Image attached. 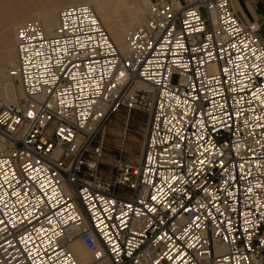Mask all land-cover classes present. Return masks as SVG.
Masks as SVG:
<instances>
[{
    "label": "built area",
    "instance_id": "obj_1",
    "mask_svg": "<svg viewBox=\"0 0 264 264\" xmlns=\"http://www.w3.org/2000/svg\"><path fill=\"white\" fill-rule=\"evenodd\" d=\"M143 15L124 53L87 2L61 8L52 33L39 18L17 27L0 264H80L76 240L87 264H264L259 25L232 0H152ZM123 106L148 116L143 150L105 182L97 138Z\"/></svg>",
    "mask_w": 264,
    "mask_h": 264
},
{
    "label": "bare ground",
    "instance_id": "obj_2",
    "mask_svg": "<svg viewBox=\"0 0 264 264\" xmlns=\"http://www.w3.org/2000/svg\"><path fill=\"white\" fill-rule=\"evenodd\" d=\"M2 1H10V0H2ZM23 1L24 4L23 6H21L22 7L21 10L18 11L20 12L19 15L21 14L22 17H27V16L30 17L34 12L37 11L35 14H33V16L35 18L41 19L45 28L50 33L53 32V29L56 27L58 23V19H59L58 16L61 8L81 2H87L92 4L101 22L109 32L112 40L117 45L119 50L122 53H124L127 50L126 36L128 30L136 22H138L143 18L144 7L150 4L151 0H23ZM174 2L178 7L182 5L179 0H174ZM16 13L17 12H15V14ZM12 17L15 18L17 16L16 15L11 16L10 14L0 16V24L9 22L10 19H12ZM10 40L12 41L13 45L12 48H10L12 52L10 51L11 54L9 53L10 58L8 60V65L6 67L0 68V99L6 102H16L20 98L24 97L21 83L19 82L18 84L19 94H20L19 97V94L17 92L18 89L15 83L13 82V79L11 77L6 79L4 74V69L8 68L9 69L8 71H10V75H13L12 77H16L17 80L19 79V76L15 71V67L18 59L17 47H16V43H17L16 30L15 32L13 31V33L11 34ZM10 40L7 38V41ZM11 41L7 43H11ZM137 86H140L142 88L147 87V85L143 82H138ZM224 248L225 246H221L219 248V251L224 250ZM73 250L78 260L80 261V264H87L88 262L91 261V256L89 251L80 241L76 240L73 243Z\"/></svg>",
    "mask_w": 264,
    "mask_h": 264
},
{
    "label": "rangeland",
    "instance_id": "obj_3",
    "mask_svg": "<svg viewBox=\"0 0 264 264\" xmlns=\"http://www.w3.org/2000/svg\"><path fill=\"white\" fill-rule=\"evenodd\" d=\"M183 3L184 2L182 1L181 4ZM23 4V0H20V2L19 0L18 2L17 0L0 1V16L8 14H10L11 16H17L15 18L12 17L9 22L0 24V68L6 67L8 65V60L11 54L10 51L12 52L10 48H12L13 45L12 41L10 40L11 34L13 33V31L15 32L16 28L21 23L34 17L33 14L37 12H34L30 16L31 18L29 16L22 17L21 14L19 15L20 12L18 11L21 10V6H23ZM15 12L17 13L15 14ZM7 38L11 41V43H7L10 42L7 41ZM6 69L8 68L4 69V74ZM11 78L13 79V82L15 83L18 89L17 92L19 94V79L17 80L16 77ZM177 81L178 76H173V83H176ZM147 123L148 116L143 111L134 108L129 109L125 106L121 107L119 111H117L110 117L105 130L100 132L97 138V144H101L103 147V158L100 163V173L102 179L105 182L110 181L114 183L115 180L119 177L120 173L122 172L117 163L119 159L131 165H135L139 162L146 136ZM115 187L119 190L122 189V187L119 188L118 184H116Z\"/></svg>",
    "mask_w": 264,
    "mask_h": 264
},
{
    "label": "crops",
    "instance_id": "obj_4",
    "mask_svg": "<svg viewBox=\"0 0 264 264\" xmlns=\"http://www.w3.org/2000/svg\"><path fill=\"white\" fill-rule=\"evenodd\" d=\"M182 1L186 0H180ZM233 6L245 22H257L259 36L264 41V0H232Z\"/></svg>",
    "mask_w": 264,
    "mask_h": 264
}]
</instances>
